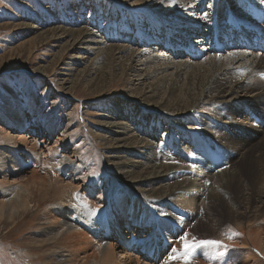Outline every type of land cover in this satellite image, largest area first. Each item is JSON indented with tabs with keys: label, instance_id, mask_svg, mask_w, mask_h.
<instances>
[{
	"label": "bare ground",
	"instance_id": "bare-ground-1",
	"mask_svg": "<svg viewBox=\"0 0 264 264\" xmlns=\"http://www.w3.org/2000/svg\"><path fill=\"white\" fill-rule=\"evenodd\" d=\"M142 1L134 0L133 4ZM145 1L152 7L155 5L166 7L172 3L171 5L178 6L179 13L172 15L164 23L161 22L164 31L154 33L151 39V33L150 37L145 32L141 33V43L140 46H135L136 48L131 44L130 46L111 45V48L103 46L107 48L104 52L101 45L105 43L97 38L99 27L91 31L86 26L77 29L71 25L72 27L62 26L53 30L71 38L70 43L73 42L74 45L78 43L89 45L86 48L88 53L100 56L104 65L109 66L107 62L111 61V64L114 62L119 66L122 58H126L128 62H138L142 68L140 71L135 70L136 73L138 72L136 76L143 78L146 90H143L138 99H132L134 97L131 99L133 104L139 106L140 121L146 120L148 123L154 121L150 128L141 130V133L148 137L157 135L156 126L166 131L163 126L165 123H168L170 131H167V136L163 133L158 142L156 137L147 139L135 130L130 133L133 128L131 116L121 120L115 114H107L106 116L113 120L106 122L108 130L104 138L107 140V148L111 149L107 158L108 162L116 166L123 187L118 190L114 188L111 192V195L120 194L115 195L110 205L105 208L103 218L93 219L96 228L95 237L100 238L96 245L91 241L89 243L85 233L77 230L67 232L72 224V219L68 216L63 214L60 222L50 217L53 213H48L40 215L42 221L40 224L46 233V240L42 246L53 255L54 264H154L158 259L160 264L163 256L170 255L168 247L171 245L167 247L159 242L161 237L158 231L159 222L152 217L155 214L175 222L172 223L175 228L161 225L164 232L165 229L169 231V241L177 239L176 233L185 231L183 235L178 236L180 239L177 246L180 250H184L185 240L191 244L193 238L203 240L218 234L220 237L226 234L225 228L234 226L244 237L240 242L232 241L233 234L228 233L230 238L225 240L226 245L239 246L241 249L235 248L240 255L237 253L236 257L231 256L232 259L228 258L226 264H236L241 259H246L244 264H262L264 261V0H215L208 15L202 11L206 0ZM221 9L225 11L224 16ZM154 14V10L144 14V21L148 22ZM231 28L238 33L234 38ZM205 32L214 35L212 41L203 39L208 35ZM244 32L249 34L252 40L256 39L257 43L246 46ZM194 35L197 36L196 45L190 40ZM149 39L151 43L148 45ZM171 39L174 43L172 41L169 43ZM154 45L159 47L165 45L164 47L172 50L173 53L159 50ZM67 46L70 48L73 45L68 42ZM251 48L255 52H252ZM177 50L188 51L191 59L184 58L181 54L177 55ZM103 53H106L105 56ZM77 59L80 60L74 64L83 63L82 57ZM97 64L100 62H95L94 67L88 70L89 74H95L93 70L101 67ZM124 69L125 67L122 66V73ZM126 70L132 72L133 67L130 66ZM66 71L69 73L63 75L62 86L70 90L66 86L68 84L74 86L77 82L76 78L72 79V72H75V69L70 66ZM76 73L75 76L82 75L77 69ZM32 103L35 105V101ZM36 105L40 106V103ZM34 112L35 116L40 117L39 125L46 129L48 135H52L50 132L53 131L54 124L45 120L43 106L41 105L38 110L34 107ZM155 112L159 114L156 115ZM1 114L0 135L7 143H11L8 145H12L14 150H17V147L21 148L29 160L31 156L35 159L36 156L41 157L39 144L34 142V139L29 141L33 137L31 133L15 132V127H23L27 124L19 106L13 109L10 103H7L5 108L3 105ZM32 115L31 111V122L28 121L29 130L36 132L40 126L36 122L32 124L34 119ZM214 121L222 126L232 127V131H236L234 134L238 137H229V134H225L224 127H218ZM176 122L184 124L178 128ZM200 125L209 132L199 129ZM174 127L179 130L181 140H190L189 151L192 150L195 154H198L204 146L199 143L202 140L198 134L201 133L207 138L220 139L222 143L227 144L229 150L232 148V154L233 151L240 150L243 153L227 168L219 170L217 168L223 164L211 167L205 162H193L194 165H187L179 159V155H170L173 153L171 151L169 153L167 141L176 133ZM52 140V138L47 139V145L42 147L48 154L46 153L47 158H40V161L41 159L44 162L48 161L53 168L58 165L66 166V163L53 159V153L63 148V138L57 136L53 140V145L49 147ZM194 140L200 145L198 150L195 148L196 144L193 145ZM240 141L245 143L241 144ZM178 145L186 155L190 154L183 143ZM182 151L178 150V153L184 155ZM195 154L193 158L197 157ZM197 160L203 161L199 158ZM36 163V161L32 162L34 167ZM19 166L21 168L22 165L14 164L13 170L8 172L15 174L19 171L17 169ZM36 170L31 175L35 186L30 191L20 185L18 190L9 192L10 196L4 194L5 192L1 195L0 218L5 212L9 214L8 218H12L13 214L16 216L22 214L27 210L29 203L34 202L32 190H46V178L43 177V180L40 179L41 177L38 178ZM74 177L66 180L73 183L76 180ZM74 184L78 185V183ZM86 193L89 199L86 203L82 202L85 208H93L95 204L104 207L108 202L99 187L89 185ZM66 200L70 201L68 198ZM66 200L64 204L68 203ZM42 201L44 200L36 202L37 207L46 204V202L40 203ZM138 203L148 205L149 211H140ZM173 206L185 212L187 218H180ZM65 208L66 211L78 209L71 215L76 214L84 224H87L89 214L93 212V209H89L88 212L83 211V207L81 208L79 204H70ZM54 212L60 218L62 213L58 210ZM98 221L103 226V230ZM65 228H68L66 232ZM131 230L134 231L128 232ZM106 232L112 233L113 240L108 242L105 237ZM249 248L259 252L260 256L250 254ZM38 250L40 251V248ZM88 250L93 252L88 255ZM194 250L190 253L191 263L196 261L194 264H206L200 255L210 249L201 247V252L197 253ZM193 258L196 260L192 261ZM149 259L153 262L149 263L147 261Z\"/></svg>",
	"mask_w": 264,
	"mask_h": 264
},
{
	"label": "rangeland",
	"instance_id": "rangeland-1",
	"mask_svg": "<svg viewBox=\"0 0 264 264\" xmlns=\"http://www.w3.org/2000/svg\"><path fill=\"white\" fill-rule=\"evenodd\" d=\"M133 1L0 0V117L2 116L1 110L3 105L5 108V105L10 103L13 109L19 106L22 111L21 115L25 118L27 124L23 127H15V132L20 133L23 131L22 134L27 132L31 133L33 137H31L29 141L34 139V142L39 144L38 147H40L41 150V157L36 156V159L38 158L36 160L31 156V160H29L27 159L26 153L21 148L17 147L18 149L14 150L12 145H8L11 143H7L4 137L0 135V201L2 199L1 195L4 192V194L10 196L11 194L9 192L18 190V186L20 185L25 187V190L29 189L30 191L31 188L35 186L31 175L36 169L38 178L41 177V180H43V177L46 178V190H32L34 191V202L29 203L25 212L17 216L13 214L12 218H8L9 214L5 212V215L0 218V264H54L52 260L54 258L53 255L50 254V251L44 250L45 248H43L44 241L46 240V233L42 229V224H40V222H42L40 221V215L43 216L48 213H53L50 217H54L60 222L62 221L61 216L63 214L68 216V218L72 219V224L70 225L71 227L69 226L70 229H64L65 232L67 229V232H72V230L74 232H76V230L78 232L80 231L81 233H85L84 235H86L89 243L91 241L92 244H97L100 237H95L96 228L93 219L97 217L103 218L105 208L110 205L115 195L120 194L114 193L111 195V192L114 188L118 190L123 187V184L119 180L116 166L108 162L107 158L110 155L111 149L107 148V140L104 138L108 130L106 128L108 126L106 122H113V120L106 116L107 114H115L121 120L131 116L133 128H131L130 133L135 130L144 138L151 139L156 137L158 142L161 140L163 133L166 135L167 131H170L168 130V123H165L163 126L166 131H162L159 126H156L158 129L157 135L148 137L141 133V130L150 128L154 121L152 120L150 123L146 120L140 121L139 106L133 104L132 101V99H138L142 92H144L143 90H146V85L145 87L143 85V78L136 76L138 72L136 73L135 70L140 71L142 68L138 62H128L126 58H122V62L119 63L120 67L116 66L114 62L111 64V61L107 62L109 66H107L108 64L104 65L102 64L100 56L88 53L86 48L89 47V45L85 43L74 45L73 42L70 43L71 38L64 37L60 32H53L57 27H70L71 25L77 29L86 26L91 31L99 27L100 31L97 32V38H100L105 43L101 45L104 52H106V47L111 48L112 46L119 45L130 46L131 44L133 48H136L135 46H140L141 33L145 32L149 34V37L151 33V39L154 33L164 31L163 26L160 24L161 22L164 23L165 20L172 17V15L179 13L178 6L171 5L172 3L170 2V5H166V7H160L158 5L152 7L151 4H148L145 0L137 4H133ZM213 3H215V0L204 1L202 11L208 15L213 7ZM151 10L155 11L154 17L150 18L148 22H145L143 15L149 13ZM220 11L223 12L224 16L225 11L223 9ZM230 31L233 32V38L238 34L234 28H231ZM205 33L208 35L207 37H203V39H206L208 42L212 41L214 35L212 36L208 32ZM244 34L246 37L244 40L246 46L255 45L257 43L255 42V38V40H252L249 34L245 32ZM196 37L197 36L194 35L190 39L194 44ZM150 39L148 45L151 43ZM171 41L174 43L172 39L169 43H171ZM68 42L73 46L69 48V46H67ZM238 44L241 46L240 43ZM164 46L165 45H161L160 47L156 46V48L173 53L172 50H168ZM252 52H255V50L252 49ZM103 54L105 56L106 53ZM178 54H181L184 58L191 59V56L189 57L188 55V51L177 50V55ZM77 57H82L83 63L74 64L80 60L77 59ZM96 61L100 62L97 66L100 65L101 67L99 66L100 68L96 69L97 72L93 70L95 74L91 75L88 70L94 67ZM69 63L70 66H73V69H75V72H72V79L76 78L78 83L74 82L76 84L74 85L75 87L68 84L66 87L70 90H66L65 87L62 86V80L64 78L63 75L69 73L66 71V68L70 67L68 66ZM121 65L125 67L123 73L121 72ZM130 66L133 67L132 72L126 70L128 67L130 68ZM76 69L77 72L79 70V74L82 73V75L75 76L77 74ZM101 77L103 78L101 79ZM94 81H96L97 84ZM33 101H35V105H33ZM38 103H40V106H43L46 114L45 120L54 124V129L50 132L52 135H48L46 129L39 125L40 117L35 116L34 107L36 110L40 108V106L36 105ZM28 105L30 106L27 107ZM31 111L33 113L32 116H34L32 124L36 122L37 125L40 126V129L36 132L29 130L28 123L31 122ZM154 114L158 115L159 113L155 112ZM27 116L29 118H27ZM1 120L2 119H0V124L2 122ZM183 124L184 123L176 122L175 125H178L177 127L179 128L182 127ZM214 124L218 127H224V132L227 135L229 134V137H238L234 134L236 131H232V127L222 126L215 121ZM177 127H174L176 133L167 141L170 149L169 153L171 151L173 153L170 155H179V159L187 163V165H194L193 162H205L211 167L223 164L221 167L217 168V170H219L224 167L227 168L237 156L239 157L241 153H243L242 150H240L241 152L233 151L232 154V148L229 150L228 146H226L227 144L222 143L220 139L207 138L203 133H197L202 140L199 143L204 146L198 151V154H195L194 151H189L188 145L190 140H181L180 132L176 129ZM199 129H202L201 125ZM202 130L209 132L207 129ZM190 131L195 132L192 130ZM57 136L63 138V148L53 153V159L66 163V166L58 165V167L53 168L48 161L46 162L45 160L44 162L42 159L40 161V158H47L48 152L42 148L44 145H47V139L52 138L55 140ZM53 140L50 141L49 147L53 145ZM173 140L179 144L183 143L190 154L186 155V153L180 149L178 143H175ZM199 143L196 142V140L193 142V145L196 144V150L200 148ZM239 143L243 144L245 142L240 141ZM5 147L8 149L5 150ZM178 150L184 152V155L179 154ZM194 154L197 156L196 158H193ZM198 158L203 161L197 160ZM35 161L37 162V165L35 164L36 167L32 164V162ZM14 164L16 166L18 164L22 165L21 168L20 166L17 168L20 171L16 172L18 174L8 172V170H13ZM71 177L76 179L73 183L70 182V180H66ZM74 183H78V185ZM41 184H43L42 181ZM89 185L99 187L103 191L104 198H106L108 202L104 207H100L96 204L93 205V208L90 207L89 209H93V212L91 215L89 214V221L87 220V224H84L76 214L71 215V213L74 214L76 212L75 210L78 209L75 208L66 211L65 207H69L70 204H79L81 208L83 207V211L88 212L89 209L82 205L89 199L86 193V189ZM84 194L86 200L83 197ZM66 198L70 199V201L66 200ZM42 199L44 201L40 203L46 202V204H40V206L37 207L36 202ZM64 200L68 203L64 204ZM138 205L140 211H149L148 205L140 203H138ZM173 207L176 209L173 210L180 218H187V216L184 215L185 212L175 206ZM55 210L62 213L60 214V218L54 212ZM152 217L159 222L158 231L159 234H161L159 242L165 244L167 247L169 244L171 245L168 247V250L170 249V255L163 256L162 263L160 264L196 263V258H193L192 261L195 262L191 263L190 254L183 256L184 250H180L177 246L180 239L178 236L183 235L185 231L181 232L179 230L180 233H176L178 234L177 239L169 241L170 233L167 229H165L164 232L161 225L166 228H175L172 224H175V222H173V220H166L160 216L158 217V215L155 214H153ZM98 223L103 230V226L99 221ZM131 228L134 229L135 227L131 226ZM225 229L226 234L220 237H218V234L212 238L203 239L219 241L218 246H208L206 248L210 250L203 252L204 254L202 253V256L200 255L204 263L226 264L228 258L231 256L236 257L237 253L240 255V252L236 250L240 247L228 246L225 240H229L228 238H230L228 233L233 234L231 235L233 237L231 239L237 242L243 240L242 238L244 236L237 231L234 226H228ZM132 231L134 230L128 232ZM111 235L112 233L107 234L106 232L105 237L108 239V242L109 240H113L111 239L113 237ZM116 243H118V241H116ZM38 248H40V251ZM200 248L201 247L196 248L194 251L196 253L201 252ZM35 249L39 252H36ZM251 249L249 248L248 250L249 253L251 252L250 254H255L258 257L260 256L259 252L253 249L252 251ZM178 251L181 253H177ZM92 252L93 250H88V255ZM195 252L194 254H196ZM163 260L166 262L164 261L163 263ZM147 261L149 263L153 262L152 259ZM158 261L154 264H159ZM245 261L246 259H241V261H238L236 264H244ZM262 264H264V261Z\"/></svg>",
	"mask_w": 264,
	"mask_h": 264
},
{
	"label": "snow or ice",
	"instance_id": "snow-or-ice-1",
	"mask_svg": "<svg viewBox=\"0 0 264 264\" xmlns=\"http://www.w3.org/2000/svg\"><path fill=\"white\" fill-rule=\"evenodd\" d=\"M173 2H175V0H173ZM218 245H219V241H215V240H196V238H193V243L191 244L187 243V241L185 240L184 241V255L185 256L189 255L191 251L199 247L218 246Z\"/></svg>",
	"mask_w": 264,
	"mask_h": 264
}]
</instances>
